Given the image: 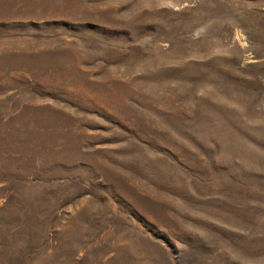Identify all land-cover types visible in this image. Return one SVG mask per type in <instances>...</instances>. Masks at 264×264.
Masks as SVG:
<instances>
[{"label":"rangeland","instance_id":"rangeland-1","mask_svg":"<svg viewBox=\"0 0 264 264\" xmlns=\"http://www.w3.org/2000/svg\"><path fill=\"white\" fill-rule=\"evenodd\" d=\"M0 264H264V0H0Z\"/></svg>","mask_w":264,"mask_h":264}]
</instances>
